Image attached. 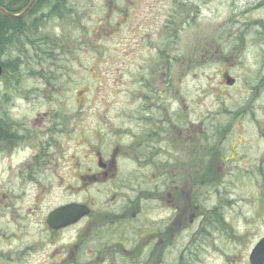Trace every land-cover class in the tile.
Wrapping results in <instances>:
<instances>
[{
  "label": "flooded vegetation",
  "instance_id": "obj_1",
  "mask_svg": "<svg viewBox=\"0 0 264 264\" xmlns=\"http://www.w3.org/2000/svg\"><path fill=\"white\" fill-rule=\"evenodd\" d=\"M144 3L156 16L119 55L111 98L88 102V87L84 102L53 101L56 86L42 83L33 90L49 101L7 103L0 264H239L247 255L232 246L241 232L230 223L248 189L264 204L247 176L264 172V0H133L129 14ZM205 92L216 94L203 105ZM55 186L69 198L40 214ZM67 207L86 213L50 226Z\"/></svg>",
  "mask_w": 264,
  "mask_h": 264
},
{
  "label": "rangeland",
  "instance_id": "obj_2",
  "mask_svg": "<svg viewBox=\"0 0 264 264\" xmlns=\"http://www.w3.org/2000/svg\"><path fill=\"white\" fill-rule=\"evenodd\" d=\"M115 1V2H114ZM120 0H84L83 7L85 11V16H82L80 19L82 26H88L89 24L95 22V20L91 19L92 17L98 18V16H104L103 21L99 27H94L90 31V40L93 41L89 44V47L86 46L87 42L85 40H89L88 38H85L86 35L75 31V25L68 20V22L65 23L64 30L62 27L56 26L50 27L46 26V31L48 29L51 31V34H62V31H65V36L67 39H74L77 41L83 40L85 41V44L81 42L82 44L78 43H70L65 42V59H60L58 62L60 65L66 64L67 68L64 70L62 75H65L64 78L61 79V82L59 85H56V89L53 90V101H59L63 102L62 98L66 97V99L70 98V102L80 103L85 101V97L83 94L87 93L86 89L89 88H95L96 91L104 90L103 92L99 93H93L89 92L87 95L88 102H98L100 101L99 96L102 95V98L105 99V97H110V90H112V81L115 79L114 74L116 73V66L121 65V58L119 55H126V52H122V48L120 46H117L118 44H125L127 42L126 39L130 40L132 37L134 28H139L141 24L150 19V23L152 22L153 18L156 16L155 14H152L150 12L148 3H144L143 7L136 11L135 17L134 14H131V19L127 22H125V18H122L119 15H116L115 20L112 16V12L110 14L111 20H108L107 12L110 11L109 9L115 8L116 5ZM124 2V1H122ZM149 2V0H147ZM216 6H219V3L216 4ZM75 7V6H74ZM81 8V6H80ZM226 8V6L224 7ZM76 9V8H75ZM81 10V9H79ZM219 11H223V7L219 6ZM227 12V10L224 11V14ZM151 13V15H149ZM81 14V13H80ZM121 15V14H120ZM127 15V14H126ZM106 18V19H105ZM78 21V20H77ZM107 22V23H106ZM67 24V25H66ZM121 25V27H120ZM135 25V26H134ZM110 26V27H108ZM115 28H118L119 31L124 33V37H119V31H116ZM126 28V29H125ZM119 37L118 42H114L116 37ZM98 46H94L93 48H90L91 44H99ZM125 46V45H124ZM126 48V47H125ZM124 49V47H123ZM70 52V53H69ZM105 56L103 58H98V56ZM97 56V57H96ZM83 58V60L76 59V64H82L83 67L81 70H72L70 69V63L72 61L71 58ZM117 58V59H116ZM79 60V61H78ZM78 61V62H77ZM55 63V62H54ZM81 66V65H80ZM79 66V67H80ZM51 68H55V66H51ZM59 72V76H60ZM210 73L208 71L203 72L199 76V86L200 88L207 87L210 85V81L208 79V76ZM97 79V80H96ZM89 80V81H88ZM86 81V82H85ZM31 85V84H28ZM39 88L42 87L41 84H37ZM190 86H193V83L190 82ZM29 88L25 90L24 92L20 91L17 93L16 91L12 94L11 91L15 87H8L7 93L8 96H10V101L8 103L16 102L21 104H41V102H47L49 101L46 99V93L44 92L43 95L38 94V92L32 91L34 86H28ZM63 87L72 89V93L70 95L61 94L60 91L63 89ZM207 90V89H206ZM33 93V94H32ZM209 92L201 93L200 94V103L210 104L212 96L208 95ZM194 94V96H197L196 93H192L191 96ZM209 94H216V93H209ZM9 107V104H7ZM250 135V134H248ZM18 148H14V150H17ZM12 151V160H17L16 154ZM21 158L23 155L18 154ZM8 160V159H7ZM5 167V161H0V170L2 171ZM12 175V174H11ZM10 175V176H11ZM9 176V177H10ZM256 184V182H253ZM54 191L49 192L48 194H44L41 198V200L44 202L45 207L41 208V213L43 211H47L46 208L52 207L57 204L59 201L69 198L65 193L61 191L57 186L54 187ZM24 194V193H22ZM25 194L27 196V199H34L36 198L35 192H33L32 189L26 190ZM78 198V197H77ZM264 198V193H263ZM60 199V200H59ZM264 207V204L262 205ZM243 210V213H240V210ZM257 209L256 202L252 198V189H248V197L246 201L243 203H240V206H238L235 210L239 214V216L234 217V224L229 223L233 226L235 231H240L241 234L244 235V240L238 241L242 244V248L247 246L248 250L252 248L255 243L260 239L261 236L264 235V220L259 218L257 212L254 210ZM231 226V227H232ZM33 227V226H32ZM245 227V228H244ZM243 230V231H242ZM244 231L249 232L248 236L244 233ZM249 252V251H248ZM237 262L239 264H245V258L248 256V253L246 255H237Z\"/></svg>",
  "mask_w": 264,
  "mask_h": 264
},
{
  "label": "trees",
  "instance_id": "obj_3",
  "mask_svg": "<svg viewBox=\"0 0 264 264\" xmlns=\"http://www.w3.org/2000/svg\"><path fill=\"white\" fill-rule=\"evenodd\" d=\"M26 0H0V6L8 11H15L14 8L19 7L23 5L22 3ZM54 4V0H48L47 2L40 0L37 4L39 7L46 6L48 8V12L44 16L46 26L50 27H62L64 30L65 23L72 22L75 25V31H79L85 35H90V31L92 28H89L88 31H85V29L81 28V21L79 18L82 16H85V9L82 11L83 14H80L82 11L75 10L74 5H71V0H57ZM64 2V3H63ZM42 3V4H41ZM39 7H34L37 11ZM110 11L107 12L108 20H111V12L112 16L115 19V15L119 14V12H125L127 13V16L130 15L128 21L131 19V14L129 12L131 11L127 5L124 3H120L113 7L112 9H109ZM39 11V10H38ZM76 11V12H74ZM121 14V13H120ZM94 18V17H93ZM102 18H100L101 20ZM78 20V21H77ZM25 19H10L6 18L5 16L0 14V52L2 49H6V54L16 55L17 57L8 62L0 63V71H1V77L2 82L4 83L9 82L13 79L19 80L21 79L22 72H27V74L30 77L40 78L43 79L44 76L49 77L48 79L51 80L47 86H56L59 85V82L62 79V76L59 75H53L52 72L56 71V67L60 64L58 63L60 61L61 57L65 56V42L70 43H78L82 44L83 40L77 41L72 39H67L65 36V31H62V34H51L50 30L46 31V27H41V24L39 23V27L37 30H30L29 27L27 29L25 28ZM98 23L96 22V25ZM67 25V24H66ZM100 26L99 24L96 27ZM57 28V27H56ZM126 29V28H125ZM35 34L34 35V32ZM39 33H45L46 37L44 40H37L36 36ZM69 40V41H68ZM87 42V45L89 47V42ZM85 41L83 44H85ZM97 45V44H95ZM70 53V52H69ZM20 54H27V55H33L31 59L25 60V62L18 61L20 58ZM58 56H60L58 58ZM55 62V63H54ZM20 64V66H19ZM44 65L47 66V68H44ZM51 66H55V68H51ZM82 67H78V70H81ZM51 71V73H50ZM62 71V70H61ZM45 72H49L48 75ZM97 80V79H96ZM17 86V85H16ZM90 92L96 93V89L90 88ZM34 91V90H32ZM24 92V91H23ZM110 98V97H108ZM8 131L1 130L0 129V141L7 136ZM248 177H253L256 182V186H263L264 188V172H258V173H252L248 174ZM219 232V231H217ZM232 240L236 243V245L232 246H239L237 241H240L238 239V236L233 237Z\"/></svg>",
  "mask_w": 264,
  "mask_h": 264
},
{
  "label": "bare ground",
  "instance_id": "obj_4",
  "mask_svg": "<svg viewBox=\"0 0 264 264\" xmlns=\"http://www.w3.org/2000/svg\"><path fill=\"white\" fill-rule=\"evenodd\" d=\"M39 1L40 0H26L25 2L22 3L23 5L14 8L15 11H8V10H6V9H4V8H2L0 6V9H2V11H3V12L0 11V14L3 15V16H5L6 18H10L12 20L13 19H25L26 20L25 21V28L26 29H27V27H29L30 30H37L38 27H39V23L41 24V27H42V25H43V27H46V23H45L44 16L48 12V8H46L47 5L46 6H43V7L37 6V4H38ZM43 1L47 2L48 0H42V3H43ZM71 1H72L71 2V5H74L75 6L74 9L76 8L75 9L76 11L79 10V9H81V11H82L84 9V7H83L84 0H71ZM122 1H124V2H122ZM56 2L58 3L57 0H54V4ZM120 3H124L130 9V8H132L130 6L133 5V0H120V2L118 4H120ZM80 6H81V8H80ZM34 7H37V8L39 7V9H37V11L34 12V10H36V8H34ZM142 7L138 8V10L141 9ZM76 11H74V12H76ZM83 13L84 12L82 11L81 14H83ZM120 13H121V15H120ZM126 14L127 13H125V12H119L118 15L121 16L122 18H125V22H127L128 19H129V16H127ZM100 18L101 17H99V16H98V18H96V17L93 18L92 17L91 19L92 20L94 19L95 22L89 24L88 26H82L81 25V28L82 29H85V31H88L89 28L96 27L99 24ZM96 22L98 23L97 25H96ZM120 27H121V25H120ZM33 33H34V35H36L35 34V31ZM45 37H46L45 33H39V34H37L36 39L37 40H44ZM90 37H91L90 35H88V36L86 35L85 38H88L89 39ZM87 41L89 42V44L93 42L90 39L87 40ZM94 46H98V45L91 44L90 45V48H93ZM32 56L31 55H27V54H20V58H19L18 61L25 62V60L31 59ZM16 57H17L16 55L13 56L11 54H6V49H2L1 52H0V63L12 61ZM59 57L60 56H58V58ZM83 58H81V57L80 58H73L72 57L71 58L72 61L70 63V69H72V70H78V67L80 65H82V64H76L75 65L74 62H75L76 59L83 60ZM19 66H20V64H19ZM44 68H47V66L44 65ZM66 68H67L66 64H63V65L57 66L55 70L57 72H60L61 70L62 71L66 70ZM45 73L48 75L49 72H45ZM50 73H51V71H50ZM21 76L22 77L19 80L13 79V80H11L9 82L6 81V83H4V81L2 82V79H0V118L1 119L2 118H6V116L5 115H2V114H4L5 112L7 113L9 111V107L7 106V103L10 101V97H8V95H5V94H7V88L8 87H10V86H12V87H19V90L23 92L25 90H23L22 88L25 87V86H27V87L28 86H34L36 84H42V83L49 84L51 82V80L48 79L49 77H47V76H44L43 79H40V78L30 77L27 74V72H22ZM0 77H1V71H0ZM145 79H147V77H142V79L141 78L132 79V87L133 88H138V89L142 88V86L144 84V81L143 80H145ZM28 84H31V85H28ZM125 86L127 88L131 87L128 83H126ZM16 90L17 89L14 88L11 91V93L13 94ZM103 91L104 90H101V92H103ZM3 92H4V95L2 94ZM6 120L5 121L4 120H1L0 121V129L1 130H5L6 129L8 131L6 134L8 136H11V129L8 128V127H11L12 124L9 123ZM6 126H8V127H6Z\"/></svg>",
  "mask_w": 264,
  "mask_h": 264
},
{
  "label": "water",
  "instance_id": "obj_5",
  "mask_svg": "<svg viewBox=\"0 0 264 264\" xmlns=\"http://www.w3.org/2000/svg\"><path fill=\"white\" fill-rule=\"evenodd\" d=\"M0 11H2V9H0ZM76 209L77 208L75 207H67L57 210L50 215L48 224L53 228H58L74 223L79 217L86 213L84 208L77 209V212L74 211ZM59 216L66 217V219L63 222H59ZM250 262L251 264H264V239H262L252 251L250 255Z\"/></svg>",
  "mask_w": 264,
  "mask_h": 264
}]
</instances>
